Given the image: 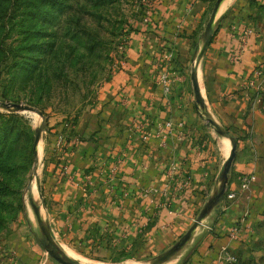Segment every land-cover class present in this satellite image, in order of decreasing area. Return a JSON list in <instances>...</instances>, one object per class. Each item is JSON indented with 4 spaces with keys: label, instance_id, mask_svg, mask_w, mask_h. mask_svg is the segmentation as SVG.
Here are the masks:
<instances>
[{
    "label": "crops",
    "instance_id": "0c3cea01",
    "mask_svg": "<svg viewBox=\"0 0 264 264\" xmlns=\"http://www.w3.org/2000/svg\"><path fill=\"white\" fill-rule=\"evenodd\" d=\"M262 4L156 0L152 27L104 88L83 139L68 144L47 171L44 193L62 250L158 257L192 230L170 258L176 264L254 258L264 237ZM166 52L176 60H165ZM191 63L203 106L189 86ZM207 117L236 138L237 149L226 193L194 227L221 188L232 149L229 136L209 126ZM22 249L21 258L8 263L34 264L35 253ZM225 251L237 261L223 259Z\"/></svg>",
    "mask_w": 264,
    "mask_h": 264
},
{
    "label": "rangeland",
    "instance_id": "374dc122",
    "mask_svg": "<svg viewBox=\"0 0 264 264\" xmlns=\"http://www.w3.org/2000/svg\"><path fill=\"white\" fill-rule=\"evenodd\" d=\"M62 1L61 11L52 19H40L38 32L26 41L22 34L26 19L21 21L22 13L14 1L0 3V25H6L5 31L0 29V34L9 32L6 44L12 48L21 50L27 43L34 46L29 53L35 66L32 74L23 73L15 79L9 68L0 63V102L25 104L37 110L23 112L0 107V112L7 114L0 117V126L28 131V139L23 140L21 135L15 144L24 146L31 159L28 162L19 156L16 160L25 162L19 173L0 177V264H11L6 260L9 257L21 258L22 248V251L29 248L35 253L34 264H61L44 248L48 243L45 230L55 248L78 264H121L128 260L154 264L160 256L101 258L62 250L53 238L43 184L53 160L68 144L83 139V129L95 114L104 88L123 69L131 46L139 44L141 34L152 27L156 0ZM23 6L21 3L20 8ZM258 10L259 23L264 27V4L259 5ZM35 28L33 26L32 30ZM27 53L22 51L23 55ZM192 67L191 63L187 68L188 77ZM189 86L193 90L192 84ZM12 113L19 117L13 120ZM207 124L211 126L208 121ZM38 129L41 136L36 155L34 141ZM13 136L11 134L9 139ZM34 180L36 193L31 189ZM258 248L247 264H264V237ZM161 264H176V261L169 259Z\"/></svg>",
    "mask_w": 264,
    "mask_h": 264
},
{
    "label": "trees",
    "instance_id": "16d2710c",
    "mask_svg": "<svg viewBox=\"0 0 264 264\" xmlns=\"http://www.w3.org/2000/svg\"><path fill=\"white\" fill-rule=\"evenodd\" d=\"M4 0H0V3ZM14 1V4H16V7L18 11H20L21 15V21H24L23 19H26V29L24 32H22L23 40H28L32 35L38 32L39 28L41 26L39 25V20L43 19H51L54 17L55 13L59 10L61 11L62 7H64V2L62 0H11ZM21 3L24 4L22 8H20ZM24 24H22L23 26ZM36 26L34 30H32V27ZM5 24L0 25V29L2 31H5ZM47 29L46 27H43ZM3 33V32H2ZM0 34V63L9 68V71L11 72V75L14 76V78H17V75H21L23 73H33L35 70L34 64H32V57L30 56V53L32 51V48L34 46H30L28 43L25 47H23L21 50L18 48H12V46L6 44V40L9 37V32L6 31L5 34ZM46 33V32H44ZM170 50H173V48L170 46L167 47ZM26 50L28 51L27 54L23 55L22 51ZM20 52V53H19ZM174 53V52H173ZM176 60V55L172 54L171 61ZM0 73L1 70H0ZM7 114H3L0 112V117ZM18 114L12 113L10 118L15 120L14 118H18ZM19 130V129H12L7 125L0 126V143L2 145L0 146V177L4 174L9 175L11 173L16 174L19 173L20 169H22V166L25 162H21V160H16L19 156L22 158H25L26 161L30 162L31 159L29 157L28 152L24 150V146L15 144V141H20L21 135L24 136L23 140H26L28 136V131ZM13 134L12 140L9 139V137ZM28 139V138H27ZM28 142V140H27ZM26 143V142H25ZM26 148V147H25ZM17 175V174H16ZM128 257L126 254L122 256V258Z\"/></svg>",
    "mask_w": 264,
    "mask_h": 264
},
{
    "label": "water",
    "instance_id": "95a60500",
    "mask_svg": "<svg viewBox=\"0 0 264 264\" xmlns=\"http://www.w3.org/2000/svg\"><path fill=\"white\" fill-rule=\"evenodd\" d=\"M219 1L220 0H218V3H219ZM214 14H215V12H213V15ZM191 80L193 83V88H194L196 100H197L199 105L203 106V100H202L200 88L198 85L196 69H193V71H192ZM0 107H3L5 109H9V110L23 111V112H36L37 111L32 106L25 105V104H19V103H11V102H0ZM206 119L210 124H212L216 127V129L218 130V132L220 134L228 135L225 131L221 130L218 127V125L214 122V120H212L210 117H207ZM40 136H41V129H38L36 131V136H35V141H34V151H35L36 155H37V147H38V144L40 141ZM229 138L232 142V149H231L229 157L227 158V160L225 162V165H224V168L222 171L223 183L221 185L219 192L214 197H212L208 201V203L206 204L204 211L201 213V216L196 220L194 227L200 223L201 218L205 215V213L208 212L215 204H217L219 202V200L226 193L228 176H229V172L231 169L232 162L236 156V149H237L236 138H234L232 136H229ZM191 233H192V230L187 232L184 235V237L181 239V241L178 244H176V246L171 248L169 251L164 253L162 256L155 259L154 264L164 263V262L168 261L172 256H174L183 247V245L190 239ZM45 234L47 236L48 243L44 244V248L50 254V256L52 258H54L57 262H59L61 264H78L77 262L70 260L68 257L61 254L60 251L55 248L53 241H52V238L46 230H45Z\"/></svg>",
    "mask_w": 264,
    "mask_h": 264
},
{
    "label": "built area",
    "instance_id": "2783aa9c",
    "mask_svg": "<svg viewBox=\"0 0 264 264\" xmlns=\"http://www.w3.org/2000/svg\"><path fill=\"white\" fill-rule=\"evenodd\" d=\"M166 57H170V60L172 58V53L170 52L169 55H167ZM162 80L165 82V87H166V90L169 91L170 87H171V82L169 83V78H168V75L167 74H164L162 76ZM168 126H171V123L168 122L167 124ZM253 178V177H252ZM247 182H245V184L243 185V187H247ZM227 197L229 199H232L235 197V194L234 193H231V194H228ZM222 258L229 261V262H236L237 261V258L235 255L225 251L224 254L222 255Z\"/></svg>",
    "mask_w": 264,
    "mask_h": 264
},
{
    "label": "bare ground",
    "instance_id": "6f19581e",
    "mask_svg": "<svg viewBox=\"0 0 264 264\" xmlns=\"http://www.w3.org/2000/svg\"><path fill=\"white\" fill-rule=\"evenodd\" d=\"M197 66V65H196ZM40 151H41V147H40ZM40 151H39V156H40ZM38 159V158H37ZM39 162V161H37ZM39 168V167H38ZM37 169V168H36ZM37 171V170H36ZM39 171V170H38ZM32 192H37V182L34 180L33 183H32ZM121 264H143L141 262H138V261H134V260H128V261H125Z\"/></svg>",
    "mask_w": 264,
    "mask_h": 264
}]
</instances>
